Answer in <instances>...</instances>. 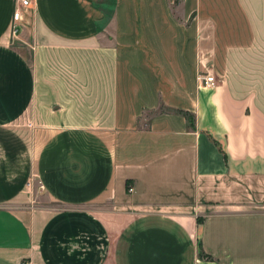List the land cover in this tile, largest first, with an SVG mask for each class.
<instances>
[{"label": "crops", "instance_id": "0c3cea01", "mask_svg": "<svg viewBox=\"0 0 264 264\" xmlns=\"http://www.w3.org/2000/svg\"><path fill=\"white\" fill-rule=\"evenodd\" d=\"M109 5L0 0V264H264V0Z\"/></svg>", "mask_w": 264, "mask_h": 264}, {"label": "rangeland", "instance_id": "374dc122", "mask_svg": "<svg viewBox=\"0 0 264 264\" xmlns=\"http://www.w3.org/2000/svg\"><path fill=\"white\" fill-rule=\"evenodd\" d=\"M113 0H109V8H108V18H111L112 10H111V4ZM203 66V65H201ZM211 75L208 72L205 73H198L197 80L199 76L201 75ZM160 112L165 114L170 111V109H165L164 107L160 108ZM176 113V112H175ZM178 114L183 115L188 123L191 119V114L183 111H177ZM149 119V115H144L142 118V124H146ZM231 185V186H230ZM28 187L31 191V185L29 184ZM32 188L34 190V204L35 205H41V206H47L51 208H57L56 204L53 202H50L45 199L42 192L40 191V187L38 184H35L32 182ZM30 191H26V194H30ZM220 198L219 199V205L220 207L217 209L220 212H230V211H252V210H258L260 209V206L264 204L263 197L260 196V192H257L254 189H247L243 187V185H236V184H227L225 186H221L220 190Z\"/></svg>", "mask_w": 264, "mask_h": 264}, {"label": "built area", "instance_id": "2783aa9c", "mask_svg": "<svg viewBox=\"0 0 264 264\" xmlns=\"http://www.w3.org/2000/svg\"><path fill=\"white\" fill-rule=\"evenodd\" d=\"M30 2L31 0H14V11H13L12 25H11L12 36H15L18 32L19 21L21 19V9L27 7L30 4ZM197 81L199 85L204 88H213L216 86L218 82L214 76L208 74L199 76ZM127 191L132 192L133 191L132 187L128 186Z\"/></svg>", "mask_w": 264, "mask_h": 264}, {"label": "trees", "instance_id": "16d2710c", "mask_svg": "<svg viewBox=\"0 0 264 264\" xmlns=\"http://www.w3.org/2000/svg\"><path fill=\"white\" fill-rule=\"evenodd\" d=\"M177 1H179V0H177ZM189 124H190V127L191 128H194V124H193V118L191 117V119H190V122H189ZM201 220L200 219H198V222H200Z\"/></svg>", "mask_w": 264, "mask_h": 264}]
</instances>
